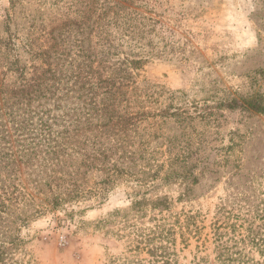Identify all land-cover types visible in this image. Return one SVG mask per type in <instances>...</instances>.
Instances as JSON below:
<instances>
[{
  "label": "rangeland",
  "instance_id": "rangeland-1",
  "mask_svg": "<svg viewBox=\"0 0 264 264\" xmlns=\"http://www.w3.org/2000/svg\"><path fill=\"white\" fill-rule=\"evenodd\" d=\"M99 1L0 0V66L10 65L9 52L27 68L38 55L34 64L58 62L65 74L78 62L82 65V47L95 66L99 55L91 21ZM83 15L91 21L84 24ZM111 15V47L104 59L114 70L122 63L129 69L128 60H141L131 79L150 114L139 124L138 138L149 149L157 146L154 158L164 165L170 155L179 154L178 142L188 133L204 136L206 159L199 163L190 195L177 200V190L166 191L171 203L162 213L200 209L208 222L219 197L264 175V0H113ZM6 80L15 81L16 75ZM247 100L245 109L227 108ZM162 111L167 114L161 116ZM173 111L178 117L168 115ZM129 190L119 185L102 202L87 201L74 221L60 220L64 215L59 211L31 218L21 228L24 242L15 260H119L126 255L129 226L150 225L149 216L158 214L156 209L139 217L130 211ZM193 248L184 251L187 260Z\"/></svg>",
  "mask_w": 264,
  "mask_h": 264
},
{
  "label": "trees",
  "instance_id": "trees-1",
  "mask_svg": "<svg viewBox=\"0 0 264 264\" xmlns=\"http://www.w3.org/2000/svg\"><path fill=\"white\" fill-rule=\"evenodd\" d=\"M112 3L100 0L92 21L83 15L84 24L95 25V66L85 47L82 65L65 74L58 62L34 64L38 55L27 68L9 52L10 65L0 66V264H18L21 228L31 218L59 211L60 220L74 221L81 205L102 202L119 185L130 189V211L158 214L149 216L150 225L132 223L126 255L107 264H264V175L219 197L208 222L200 209L162 213L171 203L166 191L177 190V200L190 195L206 159L205 140L188 133L162 170L163 162L154 158L157 146L149 149L138 138L139 124L150 114L131 79L141 60H128L130 70L124 63L114 70L103 57L111 47ZM8 74L16 80H6ZM246 105L248 100L230 102L227 108ZM192 244L187 260L184 251Z\"/></svg>",
  "mask_w": 264,
  "mask_h": 264
}]
</instances>
